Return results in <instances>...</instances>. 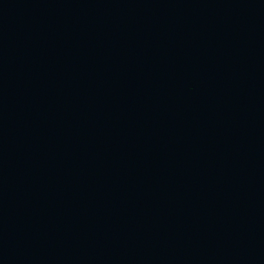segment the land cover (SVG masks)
Instances as JSON below:
<instances>
[{"label": "water", "instance_id": "95a60500", "mask_svg": "<svg viewBox=\"0 0 264 264\" xmlns=\"http://www.w3.org/2000/svg\"><path fill=\"white\" fill-rule=\"evenodd\" d=\"M0 264H264V0H0Z\"/></svg>", "mask_w": 264, "mask_h": 264}]
</instances>
